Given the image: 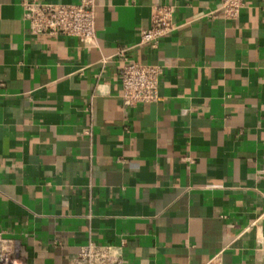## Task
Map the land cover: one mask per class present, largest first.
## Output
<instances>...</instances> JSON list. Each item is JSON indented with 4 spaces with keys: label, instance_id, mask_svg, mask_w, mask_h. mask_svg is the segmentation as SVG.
Segmentation results:
<instances>
[{
    "label": "crops",
    "instance_id": "obj_1",
    "mask_svg": "<svg viewBox=\"0 0 264 264\" xmlns=\"http://www.w3.org/2000/svg\"><path fill=\"white\" fill-rule=\"evenodd\" d=\"M22 1L0 0V234L24 261L95 243L126 264H264V0L235 21L220 0H95L93 47L32 35ZM166 5L179 28L141 43ZM128 60L164 68L159 102L123 104Z\"/></svg>",
    "mask_w": 264,
    "mask_h": 264
},
{
    "label": "built area",
    "instance_id": "obj_2",
    "mask_svg": "<svg viewBox=\"0 0 264 264\" xmlns=\"http://www.w3.org/2000/svg\"><path fill=\"white\" fill-rule=\"evenodd\" d=\"M244 0H220L218 10L228 20H238ZM23 17L29 23L32 35H62L76 37L87 47L97 43L95 0H83L79 5L22 1ZM175 7L153 8L151 25L141 31L143 44L157 47L160 40L179 28L175 20ZM214 13L208 16L213 17ZM165 70L160 65H144L134 60L125 62L121 70L120 98L126 107L153 104L160 101L159 86ZM121 249L110 245L89 243L80 248L67 264H126ZM25 249L19 241L0 234V264H27ZM206 264H223L222 253L213 256Z\"/></svg>",
    "mask_w": 264,
    "mask_h": 264
}]
</instances>
